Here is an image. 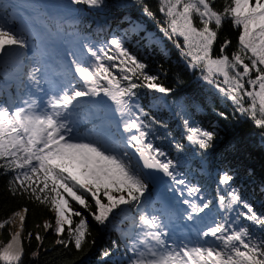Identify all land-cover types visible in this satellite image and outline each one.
<instances>
[{
    "label": "snow or ice",
    "instance_id": "obj_1",
    "mask_svg": "<svg viewBox=\"0 0 264 264\" xmlns=\"http://www.w3.org/2000/svg\"><path fill=\"white\" fill-rule=\"evenodd\" d=\"M135 2L142 5L146 16L155 19L144 0ZM215 3L216 0H159L158 10L166 25L160 31L173 41L189 68L199 70L201 78L230 100L236 111L264 129V0H225L220 10ZM80 5L101 9L108 6V0H68L64 7L75 16ZM8 7L0 0V8L7 12ZM13 23L8 16H0V58L17 48L29 49V41L36 39ZM213 23L214 27H210ZM225 23L242 29L237 50L228 54L231 41L225 38L214 54V44ZM132 28L138 30L140 25L134 23ZM84 48L88 59L71 61L72 80L61 84L43 105L31 96L14 109L7 103L0 104V169L15 173L10 190L46 205L54 213V223L45 222L44 230L54 231L57 244H74L77 250L87 241L90 230L88 217L75 210L72 202L98 225L107 226L122 205L139 208L145 203V194L149 193L146 170L161 171L174 184L186 186L190 197L201 192L198 186H187L178 170L179 162L168 158L148 139L153 124L166 125L145 110L137 89L164 96L173 89L163 86L158 75L150 74L148 65L133 55L121 38L113 36L99 48L92 44H84ZM218 77L222 81L218 82ZM27 79L40 85L42 69L38 59H34ZM221 83L227 87H221ZM101 93L114 105L113 116H97L99 122L92 124L88 134L81 135L74 117L83 98L98 106L101 102L93 98ZM245 99L249 101L247 106ZM177 103L182 111L189 107L196 110L195 101L190 105L185 101ZM183 125L188 142L204 151L212 147L217 137L214 129L193 126L187 118ZM175 147L179 152L184 146L176 143ZM233 179L226 171L219 183L228 186ZM200 199L203 201V197ZM217 201L220 219L213 217L212 223L198 232L195 243H169L170 233L161 216L141 211L137 225L140 232L130 237L126 246V252L132 254L127 264H264V212H257L234 187L227 196L219 195ZM183 203L191 210L187 219L192 220L206 209L211 211L213 202L198 204L185 199ZM26 212L27 208L13 214L19 218L21 230L0 248V264H21ZM13 217L0 222V229L12 223ZM76 217L79 219L74 222ZM65 232L67 239L60 238ZM28 237H32L31 232ZM35 239L42 242L44 237L38 232ZM111 254L109 249L101 253L105 258Z\"/></svg>",
    "mask_w": 264,
    "mask_h": 264
},
{
    "label": "trees",
    "instance_id": "obj_2",
    "mask_svg": "<svg viewBox=\"0 0 264 264\" xmlns=\"http://www.w3.org/2000/svg\"><path fill=\"white\" fill-rule=\"evenodd\" d=\"M3 3L9 7L7 12L0 8V16H8L14 21V27L30 31L36 39L29 41V49L17 48L10 55L0 58V104L6 103L5 90L14 96V81H19L21 90H24V78L34 59L39 60L42 69L45 67V73H51L52 65L47 64L49 61L46 60L51 59L54 47L59 42L64 41L72 46L76 54L83 55L82 60H86L88 53L84 44L99 48L113 36L121 38L129 51L148 65L146 70L150 74L158 75L163 86L173 89L168 96L144 88L137 89L145 110L166 125L153 124L148 139L164 150L168 158L179 162L178 170L183 173L187 186L195 185L201 189L200 194L190 197L186 186L176 185L171 179L161 191L149 183L145 203L139 208L122 205V211L115 210V219L107 226L98 225L86 211L72 202L75 210L82 211L88 217L90 230L87 241L77 250L74 244L65 247L56 243L58 237L54 231L43 228L45 222L54 223V213L27 195H14L10 182L15 173L0 169V222L27 208L21 264H127L132 254L126 252V246L130 237L140 232L137 225L141 211L160 215L165 223L169 222V218L176 217L175 222L184 235L190 228L198 239V232L206 229L213 217L219 220L222 215L217 197L227 196L233 187L240 190L257 212H264V129L257 127L248 115L236 111V106L230 100L201 78L199 70L188 67L180 50L160 31L161 26L166 25L164 15L158 10L159 0H144L154 12L155 19L146 16L142 5L135 0H108V6L101 9L80 5L75 16L62 8L51 10L42 0H3ZM224 3L225 0H216L214 6L220 10ZM194 20L199 26L198 18L194 17ZM134 23L140 25L138 30H133ZM210 27H214V23ZM241 30L225 23L214 44V54L225 38L231 41L227 53L237 50ZM179 39L182 43V38ZM73 75V72L67 71V80H72ZM222 79L218 77V82ZM99 97L105 96L101 93ZM83 101L74 118L85 126V134H88L94 122H99L97 116H113L114 105L109 99L107 105L101 102L98 106ZM179 101L189 105L195 101L196 110L189 107L182 111L177 103ZM244 102L247 103L245 106L249 103L247 99ZM185 118L193 126L216 131L217 137L212 147L204 151L187 141V131L183 125ZM176 143L184 146L183 151L176 150ZM226 171L234 177L228 186L219 183V177ZM200 197H203V201L213 202L211 211L206 209L188 220L187 215L191 210L183 201L189 199L200 204L203 202ZM78 219L74 218V222ZM29 232L32 233L30 239ZM38 232L44 237L42 242L35 239ZM2 234L5 245L12 238L10 228H4ZM60 238L67 239V233ZM104 249L111 251L110 257L101 255ZM34 252L38 254L34 256Z\"/></svg>",
    "mask_w": 264,
    "mask_h": 264
},
{
    "label": "rangeland",
    "instance_id": "obj_3",
    "mask_svg": "<svg viewBox=\"0 0 264 264\" xmlns=\"http://www.w3.org/2000/svg\"><path fill=\"white\" fill-rule=\"evenodd\" d=\"M42 1H43V3L48 5L51 8V10L52 9H56V8H64L65 10H67L64 7V5L67 4L68 0H42ZM60 53H61L62 58L65 59V62L69 66V68L72 67L71 66V61L75 57L71 54V52L68 49L64 48V47H61ZM61 84H62V82H61V79L59 77H53L52 89L57 91ZM220 86L221 87H227L226 85H220ZM51 93H52V90L50 89V87L47 84H45L42 81V79H41V83H40V85L38 87L33 85L28 80V89L25 92V94L22 95L23 98H21V95L18 94V92H17V96H18V98H20V102H21L22 99H28L29 96H31V98L36 99L38 101V103L43 105L47 101L49 96H51ZM246 104L247 103H245V105ZM24 223H25V221H24ZM19 227H20V221H19L18 217H13L12 223H10V224L5 226V228H10L11 234H14L15 232H17ZM3 229H0V248H3L4 246L7 245V244L4 245V243H3V234H2V230ZM176 236H177V240L180 239L178 237V233L176 234ZM168 240H169V243L173 242V241L170 240V237H168ZM177 240L175 242L179 243V242H177Z\"/></svg>",
    "mask_w": 264,
    "mask_h": 264
},
{
    "label": "water",
    "instance_id": "obj_4",
    "mask_svg": "<svg viewBox=\"0 0 264 264\" xmlns=\"http://www.w3.org/2000/svg\"><path fill=\"white\" fill-rule=\"evenodd\" d=\"M147 172L152 184L157 188L163 187L164 181L169 179L163 172L158 170H147Z\"/></svg>",
    "mask_w": 264,
    "mask_h": 264
},
{
    "label": "bare ground",
    "instance_id": "obj_5",
    "mask_svg": "<svg viewBox=\"0 0 264 264\" xmlns=\"http://www.w3.org/2000/svg\"><path fill=\"white\" fill-rule=\"evenodd\" d=\"M23 229H24V225H23ZM20 230H21V229H20V227H19L17 231H20ZM22 233H23V230H22V232H21V241H22ZM11 239H12V238H11ZM10 241H11V240H10ZM10 241H9V242H10ZM9 242H8V243H9ZM8 243H7V244H8ZM22 245H23V242H22Z\"/></svg>",
    "mask_w": 264,
    "mask_h": 264
}]
</instances>
